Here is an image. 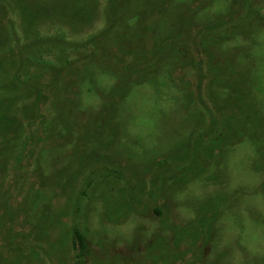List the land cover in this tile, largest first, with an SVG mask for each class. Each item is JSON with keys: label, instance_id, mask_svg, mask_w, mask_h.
<instances>
[{"label": "rangeland", "instance_id": "rangeland-1", "mask_svg": "<svg viewBox=\"0 0 264 264\" xmlns=\"http://www.w3.org/2000/svg\"><path fill=\"white\" fill-rule=\"evenodd\" d=\"M2 8L0 116L24 103L31 74L51 107L38 104L30 127L23 114L18 149L3 153L0 264H72L74 224L86 231L82 264H264V0ZM37 37L57 51L19 60L17 46ZM54 114L58 130L43 131ZM68 125L88 144L71 150V135L48 145ZM118 165L131 179L107 175ZM76 198L83 214L61 221Z\"/></svg>", "mask_w": 264, "mask_h": 264}, {"label": "trees", "instance_id": "trees-1", "mask_svg": "<svg viewBox=\"0 0 264 264\" xmlns=\"http://www.w3.org/2000/svg\"><path fill=\"white\" fill-rule=\"evenodd\" d=\"M110 1L111 0H109V3H110ZM0 10H1V16H3V18H4L5 17L4 15H7L8 10L5 9V8H2ZM91 17L89 19L83 20V24H85L87 21L91 20ZM215 25L217 26L218 24H215ZM16 41H18V40H16ZM49 41H50L49 38H46V40H44V39H42L40 37H37L33 41L25 42L24 44H21L20 47H18L16 45L17 42L14 41V42H12L13 45L12 44L11 45L10 44L9 45L7 44V46H8V52H7V55L5 54V56L6 57H11L9 55H12L13 56V52L15 51L14 46H17L16 55H19L21 57V58H19V60H21L23 58L24 53H26V52H28L29 50H32V49L37 50L39 52V54H38V52H36L38 55H52V54H54V52L57 51L56 50L57 48H55V47L56 46H59V45H50L48 47L49 44H47V42H49ZM94 43H95L94 41H91V44H89V45H92ZM5 45L6 44L4 42L0 41V48L1 47H4ZM65 46H66V43H65ZM29 59H30V61H34V60L37 61L38 60L37 58H34V57H29ZM39 61H43V63L46 62L45 60H39ZM83 61H84V59H83ZM55 65H57V63H55ZM12 69H13L14 73H16L15 76L19 75L21 72H24L25 75L28 74V73H26L25 71H23L18 66L12 67ZM51 72L52 73L50 74L51 75L50 76L51 79L49 81V83H50L49 85L53 87L56 84V82H57V77L60 74H62V72H60L59 69H56V67L53 68V69H51ZM29 80H31V83L27 87L29 88L30 92H29V94L27 96H25L23 98L24 99V103H22L20 106H17V107H13V106L9 105L13 109L10 110L8 113L6 112V115H3L2 117L0 116V161H1L0 167H1V171L3 173H5V168H6L5 167V164L7 163L8 158L11 157V156H9V157L3 156L4 151H6L7 148L8 149L9 148L10 149L11 148L14 149V147H16L14 150L18 149L17 148V146H18V143L17 142L20 140L21 134H22V132H21V126H20V125H22L21 122H20L21 121L20 120L21 117H25L24 115H26V117L29 118V120L27 122L29 123V127H30L31 126L32 119L34 120L36 118V114L35 113L39 110V108H38L39 105L42 104L43 106H47V107L50 106V103H49L50 98L49 97L46 98V97L43 96L44 99H41L42 96H41L39 90H40V87H42V84L43 83H40L39 82L40 83L39 84L37 82V79H35L34 75H32V74L30 76V79L27 78V81H29ZM20 99H21V101H23L22 98H20ZM108 111L110 112L109 113V117H111L112 111L111 110H108ZM50 120L43 121L41 123L40 127H41V129L43 131L46 128L49 127V131L51 133H53V131L58 130V128L60 126V118L58 117V115H55L54 114L53 118H51ZM1 126H3V131H1ZM79 130H80V126L79 125H68V126H65V127L62 126V132L64 133L62 142L60 144L58 142H50V143H48V145H51V146H56V145L57 146H61V144L67 142V141H65V140H67L66 139L67 136L73 135V137H72L73 140L71 141V143L75 147L71 146V150H73L72 148H76L77 149L78 147H76V146H78L79 144H82L85 147L86 144H88V143H86L85 141H83V139L79 136V134H80L79 133ZM28 132H29V130H28ZM28 132H27V137L25 136L26 134H24V136H23L24 138H27L26 139L27 141H28V139L31 138L30 137V134ZM57 135H59V134H57ZM40 140H41V142L43 141L42 138ZM81 140H82V142H81ZM38 148H40V147H38ZM42 150L43 149H41V151ZM107 161L112 162L110 159H107ZM113 165H115V164H113ZM119 169H120V165H118V167L117 168H114L113 170H110L107 167V172H108L107 175H109V177L110 176L111 177L113 176L118 181H126V179L128 177L129 178L131 177L130 174H127L128 176L121 177L120 174H118ZM35 182H38V181H35ZM82 194L83 193H80L79 195H82ZM76 200H77V205H75V208H77L76 211L73 214H69V215H67V213L65 215H63L61 213V215H63L60 218L61 221H62L63 218L68 217L70 215H74V214L77 215L78 213H80L79 210H81V213L83 212V210L81 209V207L79 205L80 200L78 198H76ZM135 200L137 201V198L136 197H135ZM155 211L157 212V210H155ZM9 219H11L13 221V219H15V218H14V216H12ZM60 219H57L56 221H59ZM24 224L27 225L28 222L25 221ZM53 224H55V223H53ZM2 226L5 229L7 228L10 231L13 230L15 233H18L17 231H15V228H14L15 225L12 226L11 224L10 225L6 224V225H2ZM11 226H12L13 229H11ZM164 226H165V222L163 220V221H161V223H160V225H159L158 228L164 227ZM158 228L154 229V232H150L153 237L155 236V232H157L156 230ZM19 233H22V232H19ZM67 233H68V236L67 237H69V240H70L71 249L73 250L72 264H82V258L85 257V256H87V254H88V252H87L88 245H87V243L85 241V233H86L85 228L84 227H79L77 224H74V225L71 226V228L69 229V231ZM24 235L26 237L28 236L27 233L24 234Z\"/></svg>", "mask_w": 264, "mask_h": 264}]
</instances>
